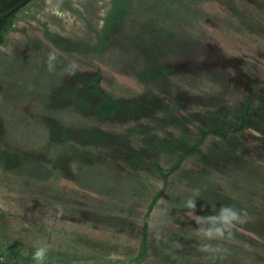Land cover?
Instances as JSON below:
<instances>
[{
    "label": "rangeland",
    "instance_id": "rangeland-1",
    "mask_svg": "<svg viewBox=\"0 0 264 264\" xmlns=\"http://www.w3.org/2000/svg\"><path fill=\"white\" fill-rule=\"evenodd\" d=\"M29 2L0 0V18L16 8L22 12ZM130 3V13L120 25L123 27L115 30L112 45L103 52L94 49L96 53H91L90 48L96 47L97 37L104 32L112 8L110 0H72V7L80 13L61 11L50 4L39 11V22L21 20L13 32L0 27V239L34 249L47 246L48 255H71L67 264H264V171L263 175L258 173L259 181H254L251 188L242 179L235 181L236 165L232 160L210 157L212 163H219L216 161L213 169L204 174L199 173L203 171L199 161L203 153L178 165L179 161H167L161 154L164 167H178L169 178L168 188L160 191L164 182L157 171L143 178L120 172L112 180L106 175L95 179L92 174L82 179L71 174L80 169L76 168L78 164L58 169L53 156L57 170L46 162H50L48 158L41 160L50 155L44 151L52 140L48 125L56 120L65 126L85 122L90 125L85 117L73 113L70 107H59L51 98L56 96L54 89L62 82L67 65L76 63L78 70L87 71L99 67L104 72V89L119 91L118 97L143 94L161 114L176 119L159 91L144 82L142 73L148 70L146 58L152 51L159 53L160 59L172 57L176 61L179 56V61H187L189 53L181 54L188 49L182 48L181 40L191 33L235 55L257 44L241 28L235 31L233 22H221L225 17L234 18L227 0ZM20 14L22 17L25 13ZM154 30H168L171 34H157ZM70 38L81 39L73 43ZM124 44L144 50L133 53L122 49ZM174 48L175 55H171ZM54 49L59 59L55 70L49 71L46 60ZM123 67L127 69L125 75L120 70ZM222 74L198 79L187 71V76L180 74L178 84L186 90L183 94H198L196 108H212L227 96L226 83H232L225 69ZM227 94V98L233 96ZM159 128L160 136L166 133L164 137H169L165 140L156 136L163 143L161 147L176 154L173 144L169 145L174 138L167 134L168 127ZM204 142L206 148L213 147L212 153L215 146L221 149L214 145L212 136ZM193 166L198 169L191 171ZM195 189L200 191L198 215L210 214L212 204L247 210L248 222L235 230L231 240L220 242L229 254L209 256L197 250V225L184 208ZM56 204L64 207L62 217L56 216ZM156 232L161 234L159 241L155 239ZM0 253L7 256L11 250L0 247Z\"/></svg>",
    "mask_w": 264,
    "mask_h": 264
},
{
    "label": "trees",
    "instance_id": "trees-1",
    "mask_svg": "<svg viewBox=\"0 0 264 264\" xmlns=\"http://www.w3.org/2000/svg\"><path fill=\"white\" fill-rule=\"evenodd\" d=\"M227 1V7H230L234 18L225 17L221 22L224 21L228 25L233 22V27L237 28L235 31L242 29L241 32L249 35L250 40L257 44L250 45L244 53L238 51L239 54L235 55L225 53L226 50L221 46H212L213 43L206 42L204 37L200 41L196 33H191L189 37L181 40L182 48L188 49L181 54L183 56L185 52L189 53L187 61H179V56L176 61L172 57L160 59V54L157 55L153 51L146 58L148 70L142 73L145 80L141 78L159 91L163 100L176 113V119L161 114L153 102L143 94L118 97L119 91L113 93V88L104 89V72L102 73L99 67L93 71L78 70L74 76L65 73L62 82L54 89L53 94L56 92V96L51 98L59 107H70L73 113L85 117L84 120L89 121L90 125L85 122L65 126L57 120L48 125L52 140L44 151H48L50 155L41 160L48 158L50 162H46L55 169H60L61 166L75 168L78 164L76 168L80 169L71 174L82 179H89L88 174H92L95 179L106 175L105 178L112 180L120 172L143 178L147 173L154 176L157 171L164 182L160 191H165L169 178L178 166L164 167L159 158L161 154L162 157L166 156L167 161H179L178 165L190 157L196 159L199 157L197 155L203 153L199 161L204 172L199 173L205 174V171L212 170L216 161L219 163L220 158H225L224 160H232L236 165L233 176L235 181L242 179L243 183L253 188L255 183H252L258 180V173L263 175L264 171V0ZM130 2L131 0H110L112 8L108 21L103 34L97 37L96 47L90 48L91 53L103 52L112 45V39L117 34L115 30L123 27L120 25L130 13ZM25 4L22 12L16 8L10 10L7 16L1 17L0 27L13 32L21 20L39 22L38 15L50 4L61 11L80 13L72 7V0H30ZM237 4L240 5L239 9ZM23 12L25 14L21 17L20 13ZM154 33L171 34L168 30H154ZM56 36L55 34L54 37ZM79 39L81 38L69 40L75 43ZM142 48L133 44L122 46V49L133 53H142ZM177 48L171 50V55H175ZM118 69L116 68L115 72ZM223 69L232 81L226 83L224 90L233 96L227 98L228 94L225 92L227 96L223 97L218 105L198 109L195 107L200 101L198 94L182 93L186 90L179 86L180 76H187V71L192 77L203 79L211 74L224 76ZM120 70L124 71V75L127 72L125 67ZM209 97L213 100V97ZM163 125L169 129L167 134L171 133L174 138L172 140L171 136L172 142L169 145L173 144L172 148L177 151L176 154L161 147L162 142L156 139V136L162 133L159 127L162 128ZM164 135L166 136V133L159 138L168 140L169 137ZM209 136L216 141L214 145L221 147L220 150L215 146L216 151L212 153L213 147L204 146L205 138ZM53 156L57 159V167ZM210 157H219V160H213L212 163ZM193 167L191 171L198 169ZM261 178L264 180V176ZM0 247L11 250L7 256L0 253V264H35L32 260V253L35 251L33 247L2 239ZM68 257L71 255L49 254L48 264H67L70 262Z\"/></svg>",
    "mask_w": 264,
    "mask_h": 264
},
{
    "label": "clouds",
    "instance_id": "clouds-1",
    "mask_svg": "<svg viewBox=\"0 0 264 264\" xmlns=\"http://www.w3.org/2000/svg\"><path fill=\"white\" fill-rule=\"evenodd\" d=\"M59 57L57 50L49 52L46 64L49 71H54L56 62ZM78 71V65L71 63L66 66L65 72L68 76H74ZM200 196L199 189L193 190L192 196L188 197L184 202L186 215L195 221L196 235L198 238L197 250L206 253L209 256H222L229 254V249L223 247L222 243L231 240L234 236L235 230L239 226L246 224L249 220V215L246 209H238L229 204H223L219 208L216 204L211 205V212L207 215L197 214V198ZM56 216L62 217L64 215V207L61 204H56ZM201 211L204 206H201ZM155 239L159 241L161 234L155 233ZM216 242V243H213ZM49 248L47 246H40L32 253V260L35 264H48Z\"/></svg>",
    "mask_w": 264,
    "mask_h": 264
}]
</instances>
